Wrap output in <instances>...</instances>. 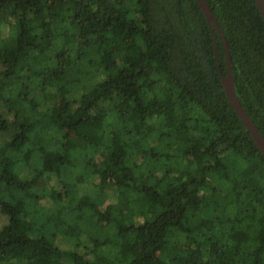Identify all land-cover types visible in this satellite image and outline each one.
<instances>
[{
	"label": "trees",
	"instance_id": "16d2710c",
	"mask_svg": "<svg viewBox=\"0 0 264 264\" xmlns=\"http://www.w3.org/2000/svg\"><path fill=\"white\" fill-rule=\"evenodd\" d=\"M207 2L264 136V18ZM218 62L197 0H0V264H264V154Z\"/></svg>",
	"mask_w": 264,
	"mask_h": 264
},
{
	"label": "water",
	"instance_id": "95a60500",
	"mask_svg": "<svg viewBox=\"0 0 264 264\" xmlns=\"http://www.w3.org/2000/svg\"><path fill=\"white\" fill-rule=\"evenodd\" d=\"M255 1L258 5L259 9H260V12H261L263 18H264V0H255ZM197 2L199 3L205 17L207 18V20L211 26L212 35L214 36V27H215V29L221 35V37L225 43L226 55H227V72H226V75H223L221 73L219 62H218L221 82H222V85L225 89V92H226L229 100L232 102L234 108L236 109L237 114L244 121L247 128L251 132V135H252L255 143L257 144V146L259 147L261 152L264 154V136L262 135V133L260 132V130L258 129L256 124L254 123V121L251 119L249 114L244 109V107L241 104V102L237 96V93H236V86H235L233 70H232L230 48H229L228 42L225 38V35L223 34L221 26H220L219 22L217 21L215 14L213 13V10L211 9L207 0H197ZM215 43L216 42L214 41V45H215ZM215 53H217L216 47H215ZM217 59L219 61L218 57H217Z\"/></svg>",
	"mask_w": 264,
	"mask_h": 264
},
{
	"label": "rangeland",
	"instance_id": "374dc122",
	"mask_svg": "<svg viewBox=\"0 0 264 264\" xmlns=\"http://www.w3.org/2000/svg\"><path fill=\"white\" fill-rule=\"evenodd\" d=\"M127 43H128V46H129V50L130 52L133 54V53H136V56H138V53L140 51V48L135 44V42L133 41V39L131 37H127ZM13 49H11V52H12ZM12 56V53H9L7 56H6V60L10 59ZM70 227H75L77 228V224L74 223V222H71L69 224ZM126 244V242H125ZM127 245V244H126ZM128 248L131 249V245L128 246ZM132 248H134L135 250L138 249V245H134ZM29 251L31 252V250L29 249Z\"/></svg>",
	"mask_w": 264,
	"mask_h": 264
}]
</instances>
